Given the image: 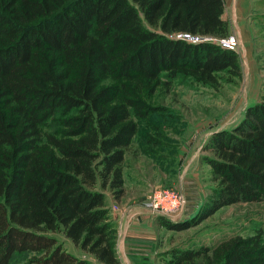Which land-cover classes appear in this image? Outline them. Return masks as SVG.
Wrapping results in <instances>:
<instances>
[{"label":"trees","instance_id":"obj_1","mask_svg":"<svg viewBox=\"0 0 264 264\" xmlns=\"http://www.w3.org/2000/svg\"><path fill=\"white\" fill-rule=\"evenodd\" d=\"M224 12V0H0V264H93L57 232L119 264L106 198L125 194L127 151L154 110L145 95L182 76L212 87L220 73L242 76L237 50L218 41L231 34ZM204 150L216 186L191 219L163 215L170 230L264 201V95ZM214 251L213 264H264V234Z\"/></svg>","mask_w":264,"mask_h":264},{"label":"rangeland","instance_id":"obj_2","mask_svg":"<svg viewBox=\"0 0 264 264\" xmlns=\"http://www.w3.org/2000/svg\"><path fill=\"white\" fill-rule=\"evenodd\" d=\"M251 1L252 7L240 22L242 32L253 47L255 69L250 78H247L241 61L242 48L238 40L235 49L240 56L241 78L220 73L219 84L212 87L182 76L169 86H159L155 92L145 95L154 110L147 120L140 122L139 132L123 164L128 177L137 181L135 191L129 196L132 199L139 197L138 202L145 206L153 202L155 193L160 190L173 197L181 194L185 211L181 216L170 217L174 221L191 219L216 186L211 167L203 160L204 155H211L210 151L204 150L210 135L232 127L242 119L246 108L264 95V0ZM226 15L232 23L228 12ZM236 34L233 30L230 36ZM181 175L184 191L178 185ZM109 207L118 240L121 205L116 201ZM156 215L160 224L163 215ZM165 231L160 235L161 242H166L162 254L164 264H175V257L181 251L202 248L209 251L195 262L185 264H213L216 262L214 250L224 241L264 234V201L227 205L190 228ZM54 235L75 255L86 253L62 232ZM25 261L19 260L17 264Z\"/></svg>","mask_w":264,"mask_h":264},{"label":"crops","instance_id":"obj_3","mask_svg":"<svg viewBox=\"0 0 264 264\" xmlns=\"http://www.w3.org/2000/svg\"><path fill=\"white\" fill-rule=\"evenodd\" d=\"M224 3V18L230 22V35H232L233 30L237 31L235 36L240 40L242 48V53H240L241 61L244 65L247 78H250L255 69L253 47L247 36L242 32L240 22H243L242 17L248 14L252 7V1L224 0ZM227 12L229 13L232 23L226 15ZM180 179L178 185L182 190V175ZM124 180V196L117 200L113 197L111 192H107L106 198L108 206L116 201L121 205V213L118 218L119 234L116 244L119 264H164L162 254L166 250L164 249L166 242H161L160 235L165 234V230L169 232L171 230L166 229L158 223L156 213L138 202L139 197L132 199V197L129 196V193L135 191L134 186L137 184V181H134L133 177H128L126 172H124ZM84 254H80V257L89 259L93 264H104L98 261L92 254Z\"/></svg>","mask_w":264,"mask_h":264},{"label":"built area","instance_id":"obj_4","mask_svg":"<svg viewBox=\"0 0 264 264\" xmlns=\"http://www.w3.org/2000/svg\"><path fill=\"white\" fill-rule=\"evenodd\" d=\"M179 38H185L192 42H198L200 40H211L212 37H200L197 35H191L189 33H178L176 35ZM219 43L226 48L235 49L238 44V39L236 36H228L218 39ZM148 208L153 209L156 213L162 214L167 217L181 216L185 211V200L182 195H175L168 193L167 191L160 190L155 193L153 197V202L148 203Z\"/></svg>","mask_w":264,"mask_h":264},{"label":"water","instance_id":"obj_5","mask_svg":"<svg viewBox=\"0 0 264 264\" xmlns=\"http://www.w3.org/2000/svg\"><path fill=\"white\" fill-rule=\"evenodd\" d=\"M177 220H178V219H177ZM177 220H176V221H177Z\"/></svg>","mask_w":264,"mask_h":264}]
</instances>
